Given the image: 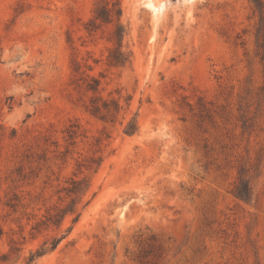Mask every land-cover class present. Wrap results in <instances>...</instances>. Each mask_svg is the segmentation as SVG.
Listing matches in <instances>:
<instances>
[{
	"label": "rangeland",
	"instance_id": "374dc122",
	"mask_svg": "<svg viewBox=\"0 0 264 264\" xmlns=\"http://www.w3.org/2000/svg\"><path fill=\"white\" fill-rule=\"evenodd\" d=\"M105 1L0 0V264L45 241L32 264H264V11L121 0L115 67L114 24L88 29ZM92 76L115 121L86 110Z\"/></svg>",
	"mask_w": 264,
	"mask_h": 264
},
{
	"label": "trees",
	"instance_id": "16d2710c",
	"mask_svg": "<svg viewBox=\"0 0 264 264\" xmlns=\"http://www.w3.org/2000/svg\"><path fill=\"white\" fill-rule=\"evenodd\" d=\"M261 14L264 11V2L262 0H252ZM123 8L121 0H106L105 3L101 4L96 8L95 15L88 23V29L90 31H96L100 28L102 23H112L114 28L112 31V41L113 45L109 50L108 63L115 67H124L131 61V51L124 48V38L127 33L125 24L122 21ZM261 28L258 31V38L261 36ZM262 40L260 42V47L262 48V60L264 62V33L262 34ZM101 80L98 77L92 76L90 81L87 83V90L92 92L89 103L86 104V110L91 114L100 117L106 121H115L117 115L119 114L122 106L120 101L116 98H105L100 91ZM139 122L136 116L132 117L124 127V132L129 135L136 134L139 132ZM77 135L76 130L70 131V138L74 139ZM83 180L72 179L71 187L68 189L70 193H78L84 190ZM235 193L238 197L250 200L253 196V188L251 182L248 178H240L239 183L236 186ZM74 206L71 205L66 209L60 210L54 214H49L48 221L54 224H58L62 221L65 214L68 212H73ZM79 214L76 220L79 218ZM47 241H45L42 247L32 253L28 262L26 264H32L37 256L44 254L49 248L46 246ZM57 245V241H53L52 247Z\"/></svg>",
	"mask_w": 264,
	"mask_h": 264
}]
</instances>
